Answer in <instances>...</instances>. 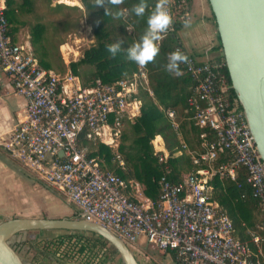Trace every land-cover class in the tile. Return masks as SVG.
I'll return each mask as SVG.
<instances>
[{"label": "built area", "instance_id": "built-area-1", "mask_svg": "<svg viewBox=\"0 0 264 264\" xmlns=\"http://www.w3.org/2000/svg\"><path fill=\"white\" fill-rule=\"evenodd\" d=\"M81 2L53 0L79 6ZM169 7L173 24L163 38L176 22L185 25L192 17L190 0H170ZM6 9L7 0H0V68L27 100L25 118L7 146L31 173L72 203L80 218L104 225L130 244L138 246L144 238L163 253L171 252L174 264H264V222L260 232L241 240L233 219L214 199V175L236 180L244 168L252 196L264 210V160L238 98L233 99L232 83L223 71L225 59L207 53L200 58L175 47L189 56L184 67L195 81L187 109L193 111L195 123L209 128L214 138L206 130L201 133L204 150L192 155L198 169L178 182L161 176L157 201L131 182L136 201L126 194V181L103 170L82 140H100L118 149L126 122L140 114L138 94L149 81L146 67L138 65L132 75L113 82L96 78L88 85L72 71L46 69L31 47L11 40ZM166 115L177 126L175 110L167 109ZM154 148L166 163L169 153ZM226 150L235 153L234 160L214 167L213 162ZM118 158L124 166L119 154Z\"/></svg>", "mask_w": 264, "mask_h": 264}, {"label": "trees", "instance_id": "trees-1", "mask_svg": "<svg viewBox=\"0 0 264 264\" xmlns=\"http://www.w3.org/2000/svg\"><path fill=\"white\" fill-rule=\"evenodd\" d=\"M81 1L87 11L97 16L93 23L95 42L84 51L82 58L71 62L70 70L78 75L85 85L92 83L96 78L113 82L132 75L138 64L128 59L127 48L138 41L146 30L148 14L157 0H147L149 9L143 17H137L131 11L140 0H124L121 5H111L110 0H104L103 5H97L96 0ZM36 2L37 0H7L9 34L11 36L20 26L28 25L32 51L39 58L40 65L56 71L45 36L46 25L41 22L32 24L30 20L22 18L23 14L35 11ZM46 2L52 4L53 0ZM120 11L125 13L124 16L116 18L115 13ZM213 18L215 20L214 14ZM183 26L178 22L174 24V30L160 41V52L155 62L145 66L149 81L148 86L141 88L138 94L141 100L140 114L134 120L126 122L118 149L115 150L100 140H82L88 154L97 158L103 170H111L126 181L128 187L125 192L136 201L131 182L141 186L144 196L157 201L161 193L159 184L161 176L166 174L169 179L178 182L189 172L198 169L200 166L194 164L192 155L204 150L201 133L206 130L209 132V138H214V133L209 128L203 129L195 123L193 111L187 109V99L192 94L195 81L185 70L184 64L180 66L183 75L179 77L165 70L168 55L175 47L181 46L185 50L180 39V30ZM11 40L14 42L12 38ZM113 42H122L121 50L115 57L106 49V45ZM219 42L222 48L220 37ZM220 58L224 59V56ZM84 65L93 68L83 74L80 68ZM223 71L231 83L227 66ZM231 93L233 99H237L234 89ZM167 109L175 110L177 126L167 117ZM157 135H162L169 152L166 163L161 162L159 156L155 154L152 140ZM157 138L159 141L156 144ZM157 138L154 143L159 148L160 138ZM183 143L187 145L184 149ZM118 154L124 160V166L120 165ZM234 158L235 153L226 150L219 154L213 166L231 162ZM212 183L215 188L214 199L233 219L235 228L241 235L240 239L247 240L251 238V232H260L255 217V210L260 202L252 196L251 188L246 182L245 169L239 170L236 180L215 174ZM75 217L80 218L78 213H75ZM45 243L55 248L59 264H107L112 255L118 253L102 236L97 234L88 236L82 231H60L57 236L46 239ZM116 264H123L122 259L119 258Z\"/></svg>", "mask_w": 264, "mask_h": 264}, {"label": "water", "instance_id": "water-1", "mask_svg": "<svg viewBox=\"0 0 264 264\" xmlns=\"http://www.w3.org/2000/svg\"><path fill=\"white\" fill-rule=\"evenodd\" d=\"M232 87L264 160V0H209ZM82 231L102 236L123 264H141L130 245L104 225L78 217L16 216L0 222V264H26L12 239L20 232Z\"/></svg>", "mask_w": 264, "mask_h": 264}, {"label": "crops", "instance_id": "crops-1", "mask_svg": "<svg viewBox=\"0 0 264 264\" xmlns=\"http://www.w3.org/2000/svg\"><path fill=\"white\" fill-rule=\"evenodd\" d=\"M190 5L192 14L190 26L184 25L180 30V39L185 50L200 58L206 53L209 57H222L223 50L220 47L217 25L209 0H190ZM11 38L14 42L32 48L28 25L20 26ZM26 108V97L16 91L12 77L0 68V219L44 216L46 211L44 200L49 203L50 210L54 211L59 210L65 200L63 211L77 213V208L72 203L63 195L48 188L46 183L31 173L7 146L16 126L25 118ZM157 137L160 138L162 145L161 148L158 146V149L163 153H169L162 135H157L152 140L154 147L156 146L154 140ZM235 234L240 238L241 235L236 228ZM141 241L140 245H148L144 240ZM251 246L256 249L254 244Z\"/></svg>", "mask_w": 264, "mask_h": 264}, {"label": "rangeland", "instance_id": "rangeland-1", "mask_svg": "<svg viewBox=\"0 0 264 264\" xmlns=\"http://www.w3.org/2000/svg\"><path fill=\"white\" fill-rule=\"evenodd\" d=\"M46 1L37 0L35 11L23 14L22 18L30 20L32 24L41 22L46 25L45 36L51 50L54 68L57 72L66 73L71 71V62L82 58L84 51L94 44L93 23L96 21L97 16L87 11L82 2L81 6H79L61 3L48 4ZM92 68L84 65V67L80 68V71L85 74ZM157 141H159L158 138L156 139V144ZM158 144L160 147L162 146L160 142ZM48 188L51 187L48 186ZM51 189L54 190L53 188ZM54 191L56 192V190ZM63 201V204H65L66 201ZM44 204L46 207L45 215L37 217H75L74 212L67 213L63 211L65 206L62 203L60 209L56 211L50 210L51 207L46 200H44ZM255 214L257 223L259 225L262 224L264 210L261 205H258ZM6 219L8 218H2L0 222ZM59 232L44 231L40 233L36 230L20 232L12 239V244L19 250L26 264H59L57 260L58 253L55 252V248L47 246L45 243L46 239L57 236ZM86 235L94 236L90 232H86ZM128 244L141 264H174L171 252L163 253L151 245L137 246L132 243ZM119 258V253H115L107 261V264H116Z\"/></svg>", "mask_w": 264, "mask_h": 264}, {"label": "clouds", "instance_id": "clouds-1", "mask_svg": "<svg viewBox=\"0 0 264 264\" xmlns=\"http://www.w3.org/2000/svg\"><path fill=\"white\" fill-rule=\"evenodd\" d=\"M124 0H110L111 5H121ZM97 5H103L104 0H96ZM170 0H157L154 8H152L147 18V28L141 35L140 39L127 48V56L131 61L136 62L139 66L144 67L149 63L155 62L159 55V41L163 39V33H166L173 24V16L169 7ZM149 9L147 0L140 2L132 7V12L137 17H143L146 10ZM108 12V11H107ZM124 12L115 13L116 18L124 16ZM191 21H185V27L190 26ZM122 42H113L106 45L107 51L112 57H115L121 50ZM168 63L165 65V70L174 75H183L181 64L189 63V56L177 49L168 55Z\"/></svg>", "mask_w": 264, "mask_h": 264}]
</instances>
